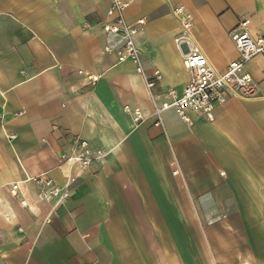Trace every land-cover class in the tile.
<instances>
[{
	"label": "crops",
	"instance_id": "0c3cea01",
	"mask_svg": "<svg viewBox=\"0 0 264 264\" xmlns=\"http://www.w3.org/2000/svg\"><path fill=\"white\" fill-rule=\"evenodd\" d=\"M123 1L129 23L145 19L135 43L146 75L159 72L151 90L130 62L102 52L118 44L97 26L109 0H0V264H184L191 214L215 261L264 245V59L244 69L256 95L214 108L212 122L191 114L187 124L169 110L156 126L152 116V100L168 102L188 82L176 40L223 72L239 22L264 35V0ZM73 138L102 158L71 171L69 197L46 224L33 180L65 185L60 156Z\"/></svg>",
	"mask_w": 264,
	"mask_h": 264
},
{
	"label": "built area",
	"instance_id": "2783aa9c",
	"mask_svg": "<svg viewBox=\"0 0 264 264\" xmlns=\"http://www.w3.org/2000/svg\"><path fill=\"white\" fill-rule=\"evenodd\" d=\"M126 7L127 3L123 0H109L104 19L99 21L97 26L105 36L118 38V44L115 48L105 45L102 52L108 55L114 54L117 63L130 62L134 66L135 72L144 81L146 88L151 90L155 82L160 79L159 72L155 71L152 77L146 75L141 60V51L135 43L136 36L145 25V19L129 23L124 16ZM173 13L180 20L182 31L187 32L191 24L190 15L181 7L174 9ZM248 25L249 21L243 20L230 32L229 37L237 56L220 73H217L209 65L205 56L197 48H193L189 44L187 38L181 36L176 40L178 46H185L183 67L188 73V82L180 94L168 91L165 94L168 102L157 105L152 100L154 125L161 126V115L169 110L187 124L190 123L189 116L191 114L212 122L214 108L223 106L233 97L250 99L256 95V85L244 69L253 59H264V35L251 36L248 32ZM78 74H82V72L78 71ZM86 78L92 84L96 82V79L90 75H87ZM123 110L125 113H131L134 124L142 121L139 109L130 111L128 107H124ZM12 138L7 137L8 140H12ZM72 145L73 150L70 155L60 156L61 164L66 165L68 169L64 177V186H57L46 174L33 180L39 190L36 195L37 201L47 205L49 209L44 219L46 224L49 222L50 216L62 207L69 197L70 187L76 181V177L71 171L85 169L102 158L101 152L91 150L83 140L73 138ZM173 174L177 175V172L175 171ZM18 191V184L11 186L10 192L13 195H16ZM20 205L24 209H29L23 198H21Z\"/></svg>",
	"mask_w": 264,
	"mask_h": 264
},
{
	"label": "rangeland",
	"instance_id": "374dc122",
	"mask_svg": "<svg viewBox=\"0 0 264 264\" xmlns=\"http://www.w3.org/2000/svg\"><path fill=\"white\" fill-rule=\"evenodd\" d=\"M186 221L188 229L184 264H264V245H259L258 248L245 245L237 248L242 250L239 254L228 256L220 262L215 261L203 236L199 218L192 214L186 215Z\"/></svg>",
	"mask_w": 264,
	"mask_h": 264
}]
</instances>
